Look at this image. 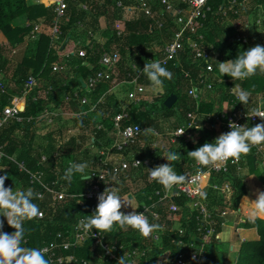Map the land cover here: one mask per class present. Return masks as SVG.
Segmentation results:
<instances>
[{
	"label": "trees",
	"instance_id": "trees-1",
	"mask_svg": "<svg viewBox=\"0 0 264 264\" xmlns=\"http://www.w3.org/2000/svg\"><path fill=\"white\" fill-rule=\"evenodd\" d=\"M45 2L49 4L51 1ZM148 2L155 10L161 9V0H148ZM119 3H123L125 7H133L137 4L135 0H92L90 1V11L85 12L78 4L69 0L66 16L59 21L62 36L60 41H56V43L48 33L40 35L36 40L30 38L36 25L45 24L48 28L53 26L56 17L54 8H46L42 4L31 5L29 0H0V33L8 40V45L0 44V70L5 73L6 88L9 93V95H0V113L4 107L10 105L11 98L22 95L25 85L31 76L37 77L41 86L43 85L45 89L49 87L54 89L46 97L37 98L38 100H34L38 90L27 97L24 101L23 116L25 118L36 120L46 111L54 112L60 109L65 104L66 99L77 89L81 88V97L89 96L90 98V107H87L89 110H91V107L96 106L101 98L106 96L108 100L107 103L97 106L96 110L92 112L93 116L102 111L105 113L107 109L104 105H112V108L106 111V115H108L101 123L106 126L108 132L104 130L94 131L97 142L108 136V145H110L114 139L112 138L114 137V119L118 114L122 113V110L113 105L112 103H116V100L108 96L110 84L102 85L96 93L87 95L84 90V82L90 75L102 70L99 62L105 53L118 49L121 53L123 64L131 63L132 61L136 62V60H139L140 64H146L149 62L150 57L154 55L155 46H161L160 56L165 42H169L175 32L168 20L161 32L157 31L152 35L150 33L151 21L149 19L141 15L137 19L126 20L125 11L118 9ZM250 3L262 6L264 5V0H251ZM208 5L212 8V13L208 21L205 22V28L201 32L205 36L204 42H201V47L209 48L214 53V74L217 75V77H211L214 83V92L221 93L222 102L230 103L236 100L232 93L234 87L250 91L249 105L245 106L239 102L240 107L237 108V111L241 115L251 114V110L255 107H260V101L264 99V74L257 73L243 81H236L227 75L222 77L217 65L219 62L235 59L240 50H247L254 43L250 40L251 46L242 45L235 41V37H226L224 35V23L227 20H239V16L231 11V5L227 0H209ZM240 11L243 16H250V11L244 9ZM224 12H227V16L224 15ZM24 16L28 17L30 25L28 27L15 26L14 23ZM102 20L105 21V28L102 27ZM79 23L83 24V28L79 26ZM116 23L126 31V35L122 38L117 36ZM99 34H101V41L94 38ZM27 40L29 41L32 55H26L18 64H15L9 55L15 47L24 44ZM79 42L81 43L80 48L87 52V57L81 59L76 56L73 58L69 63V67L72 71L75 66L78 68L70 78H64L62 74L55 73L54 65L60 63L62 58L68 53L77 50ZM61 47L62 49H60ZM181 62V68L171 67L169 70L172 73V78L170 83H167L166 94L159 96L152 103L144 101L139 107L134 108L129 114V120L124 122L123 127L139 124L149 129L153 127L159 129L157 120L160 117L170 120L178 116L177 126H174V129H178L185 124H189L191 121L189 119L190 113L199 112L202 115L214 113L215 102L201 101L197 109L196 102L190 96L193 83H197L200 77L203 74L205 75L209 63H196L192 58L188 44L185 51L181 53ZM84 63H87V65H84ZM184 71L190 73L191 78H186ZM9 72L12 79L10 82L8 81ZM142 82L145 84L150 83L146 77ZM171 95H176L178 102L172 109H168L165 106V101ZM221 113L222 111H219L217 115ZM91 120V122H88L86 117L81 116L72 121V124H74L75 128L81 129L90 128L93 125L94 127L97 126L94 119ZM262 122L264 121L260 120L247 126H255ZM226 123V119L220 122H217L216 119L210 122H198L193 130V141L195 140L196 142L182 141L175 150V152L180 153V158L177 161L170 162L175 171L184 176L189 171H192V167L196 162L187 153L206 142L214 141L218 133H226L228 131ZM35 125L36 121L23 124H18L14 121L0 130V146L6 155L0 161V167L5 168L8 174L11 173L16 180L21 181L24 189L31 187L34 191L39 192L41 188L32 186L30 178L25 174H21L17 165L9 159V157H13L16 161L19 159L25 162L33 172L43 171L45 173V182L53 189L63 191L68 196L80 197L86 195L91 188V180L82 181L78 174L74 176L71 184L63 179L66 168L70 164L77 162L80 151L83 149L79 146L80 140L73 137L60 150L52 147V150L46 152L47 161L43 163V154L40 153V150H35L33 145L36 134ZM147 140V135L144 134L142 141ZM261 149L264 150V145L252 146L251 151L241 157L243 158V165L247 166L253 175H258L255 178L264 186V173L260 168L261 159L264 158ZM137 150L141 152V158L145 160L151 155L152 148L150 146L142 148L136 145L132 151L135 152ZM97 160L94 161V164H96ZM238 169L237 167L231 168V173L228 176L233 179L235 209H238L242 199L247 196V186L245 180L238 175ZM2 174L0 173V175ZM144 182L146 184L145 193L143 195L141 194L142 192H139L138 195L140 201H146L150 204L148 198L153 195L156 189H161V186L158 183L150 184L148 176H145ZM5 186L10 187L9 179L5 181ZM126 193L127 190L124 191V194ZM34 202L39 205L40 210L47 208V204H41L38 199ZM189 203L190 201L187 198L179 197L167 202V204L159 205L157 211L161 215V220L154 223L161 225L157 232H161L163 236L158 243L151 239H146L130 228L127 231L114 229L112 232L104 234H106L107 240L124 245L129 252L138 251L145 254L139 260V264H159L165 254H169L168 257L172 264L180 253L179 243H191L196 241L195 239L198 236V224L195 217L197 213L190 209ZM206 203L209 204L210 210L216 213L217 232L220 234L224 224L222 215L226 211V206L222 198L218 197V193L213 190L209 191ZM97 204L98 202L87 201L84 198L72 199L69 197L55 208H49L48 216L45 220L40 221L33 218L26 221L24 224L26 230L25 246L43 248L52 244L66 242L72 237L71 234L75 232L78 222L86 218L87 215H91L95 211ZM172 205L177 207L178 212L173 213L170 210ZM178 224H181L184 235H181L179 230H177L176 225ZM246 228L256 229L260 240L243 244L238 264H264V220H249L246 223ZM4 231L8 233L15 231L14 228L7 224L6 219ZM96 231V229H93V232ZM214 243L218 244V241ZM212 245L207 248V261L204 264H225L228 253L221 252L219 245L217 247ZM54 253L57 257L62 256L65 259L74 256L77 263L73 264H84V262L98 264V258L102 255V250L97 246L96 240L89 238L77 249H59L55 250ZM46 258L50 260L49 256H46ZM105 264L118 263L105 262Z\"/></svg>",
	"mask_w": 264,
	"mask_h": 264
},
{
	"label": "built area",
	"instance_id": "built-area-1",
	"mask_svg": "<svg viewBox=\"0 0 264 264\" xmlns=\"http://www.w3.org/2000/svg\"><path fill=\"white\" fill-rule=\"evenodd\" d=\"M69 0H59L55 1L49 6L44 5L46 8H54L56 17L54 24L51 28H48L45 24L36 25L33 29L30 38L36 40L40 35L48 33L52 36L53 41H60L62 36L61 26L59 21L66 16L68 10ZM74 3L78 4L81 9L85 12L90 11V1L92 0H72ZM136 5L133 7H125L123 3L118 4V9L125 11V19L127 20V15L135 14L134 16H145L149 21H151L150 33L153 35L157 31L161 32L166 21H170V24L174 28V33L169 42H166L164 49L161 51L159 56V50L157 52L154 49V55L150 57L149 62L158 59L162 61L163 65L170 70L173 68H181V53L185 51L186 45L191 51L192 58L197 63H209L207 66V71L205 75L203 74L197 83H193L192 89L190 91V96L197 103V109L202 100V91H214V83L211 80L212 76L217 77L215 69L213 66L214 53L209 50V48H202L201 42H204L205 36L201 34L202 30L205 28V22L208 21L210 14L212 13V8L209 7V0H161V9L155 10L154 7L148 2V0H135ZM231 5V11L235 15L239 16V20L243 16L240 10H249V5L251 0H227ZM240 8V9H237ZM260 14L256 21V25L259 27L264 26V6L259 8ZM227 16V12H224ZM139 16V17H140ZM79 26L83 28V24L79 23ZM249 26H247L248 28ZM115 30L117 31V36L122 38L126 35V31L123 30L118 23L115 24ZM92 37L93 35L89 33ZM250 36L241 34L237 35L236 40L242 45L250 46ZM96 39V36L94 37ZM99 41V40H98ZM81 43H78L79 48L75 51L68 53L62 58L60 63L54 65L55 73H62L64 69H68V64L75 58L83 59L87 57V52L80 48ZM63 47V45H62ZM62 47L60 49H62ZM17 51L14 50V54ZM128 64V63H127ZM87 65V63H84ZM99 65L102 70L90 75L89 78L84 82V90L87 95H92L96 93L99 87L105 84H110L112 88L120 85V77L122 74L123 59L121 53L118 49L112 52L105 53ZM143 69L145 64H138L136 62L130 63L125 68V83H131L135 85V91L132 92L129 97L131 105L122 109V113L118 114L113 122L114 129V139L113 142L105 149L100 151L96 165L89 169V174H92L89 178L91 180V188L89 192L84 196H68L65 192L55 190L49 184L45 182V173L43 171H31L24 162L16 161L13 157L9 159L14 162L20 173L25 174L30 178V184L32 186H38L41 188L38 193H40L39 202L41 204H47V208L41 209L43 213L42 216L36 217L37 220H45L48 216L49 208H55L62 201L67 198L79 199L84 198V200L98 202V196L103 193L107 188L113 187L116 189L124 199H131L137 209V212H144L148 215L151 222H158L161 220V215L157 211L160 204H167L169 201H173L175 198L185 197L190 203L189 207L191 210L197 213V232L198 236L191 243L180 242L179 248L180 253L176 257V261L172 264H204L207 261V248L212 245V243L218 239L217 232V221L216 213L211 211L209 204L206 200L209 195V191L213 190L218 193V195L230 194L231 189L228 182L223 181L222 178L228 177L231 173V168L237 167L239 169L243 168V158L241 157L239 161L233 163L231 160L217 164L216 166H210L208 168H202L196 163L192 167V171H189L185 177V181L174 186L172 189L165 190L162 185L161 189H156L152 196H150L148 204L146 201H140L137 196L139 192H134L132 194H124V190L127 186H131L129 183L140 184L143 176H148V169H154L159 166V163L152 158L142 159L139 156H134L132 149L136 145L142 144V136L148 134L154 137H164L160 134L155 133L152 128L143 127V125L132 124L128 127H123L125 121L129 120V114L134 109L139 107L144 101V97L148 93V88L140 84V81L145 78L142 71L138 73V69ZM78 67L75 66L74 70ZM186 78H191L190 73L185 72ZM7 82H5V73L0 70V95H6L8 89L6 88ZM211 85V87H209ZM54 88H47L40 84V80L31 76L25 85V90L21 96L11 98L10 105L4 107L3 111L0 113V130L9 126L14 121L18 124H23L25 122L32 123L35 121L33 118H25L24 114V101L27 97L31 96L36 90H40L36 95L34 100L37 98L46 97L49 95ZM81 88L77 89L72 96L66 99L67 102L71 103L79 102L83 107H90V98L85 96L81 97ZM233 93V92H232ZM234 95V94H233ZM104 104V98L98 101V104L91 107V111L94 112L97 106ZM229 110L222 112L220 115L217 113L212 114H200L199 112L190 113L189 119L191 120L188 125H183L185 132L175 137L174 132L169 134L171 146L180 145L182 141H193V130L198 122L201 121H212L214 119L217 122L226 119L227 130L231 131L229 127V122H234L238 125H248L250 123H256L261 120L260 117H249L248 115H241L237 110L240 107V103L234 100L230 103ZM260 107L264 108V99L260 101ZM55 114L46 111L42 116L36 119V121L47 120L52 122L54 120ZM192 127V128H188ZM188 128V129H187ZM103 130V126L98 128ZM227 131V132H228ZM96 135V134H95ZM93 136V140L95 139ZM6 155L3 152V148L0 146V161H2ZM47 158L43 157L42 162L46 163ZM95 173V174H93ZM115 177V179H113ZM150 184L157 183L155 180L150 181ZM129 184V185H128ZM132 184V185H133ZM130 188V187H129ZM147 210V212H146ZM170 210L173 213L178 212L176 206L172 205ZM121 211L130 212L131 207L121 208ZM177 229L184 235L181 224ZM72 237L62 244H52L51 246L43 247L46 249V256L50 257L51 263L58 264H73L77 263L74 256L64 258L62 256L57 257L55 255V250L65 249L70 250L71 248H79L83 243H85L89 238L96 240L97 246L102 250V255L99 256L98 264H105L111 262H117L126 253L130 264H139V260L145 255L138 251L129 252L124 245L117 242H112L107 240L106 234L103 236L99 234L98 231L93 232V235H84L82 230L76 227V230ZM163 234L161 232L155 231L150 237L146 239H151L156 243L160 242ZM169 254L163 256V260L160 264H171ZM84 264H92V262H84Z\"/></svg>",
	"mask_w": 264,
	"mask_h": 264
},
{
	"label": "clouds",
	"instance_id": "clouds-1",
	"mask_svg": "<svg viewBox=\"0 0 264 264\" xmlns=\"http://www.w3.org/2000/svg\"><path fill=\"white\" fill-rule=\"evenodd\" d=\"M217 67L222 77L227 75L236 81H243L257 73L264 74V45L257 44L247 50H240L235 59L219 62ZM137 69L138 73L142 71L153 89L162 87L164 81L172 77V73L158 59L146 63L142 70L138 67ZM232 92L238 102L245 106L249 105L250 91L234 87ZM248 116L260 117L264 121V108L255 107ZM229 127L231 131L222 133L214 141L204 143L195 150L189 151L187 155L202 169L229 160L236 163L242 155H247L251 151L252 146L264 145V122L248 127L230 121ZM183 132L185 130L180 128L174 135L176 137ZM162 157L168 162L154 169H148V179L155 180L165 190H169L182 184L186 177L178 174L170 163L177 161L180 153L165 149ZM88 169L87 161L72 163L66 168L63 179L71 184L74 176L78 174L80 179L85 181L92 175L88 173ZM0 173H3L0 175V264H51L46 258V249L28 247L24 244L25 222L43 215L39 205L34 202L39 199L40 193L31 187L25 189L17 188L16 185L14 189L6 187L5 181L9 179V174L3 167H0ZM238 175L243 180L245 177L258 176L253 175L248 169H238ZM130 201V198L124 199L113 187L107 188L98 196L95 211L78 222V229L86 236L89 234L92 236L93 229H96L103 236L104 233H110L114 229L127 231L130 228L145 238L150 237L161 228V225L151 222L144 212H137V207ZM248 201L251 208L249 219H264V191H258L256 199L251 201L248 199ZM122 207H131L132 211L126 213L121 211ZM5 219L7 224L15 229L14 232L4 231ZM118 264H130L126 253L119 259Z\"/></svg>",
	"mask_w": 264,
	"mask_h": 264
},
{
	"label": "crops",
	"instance_id": "crops-1",
	"mask_svg": "<svg viewBox=\"0 0 264 264\" xmlns=\"http://www.w3.org/2000/svg\"><path fill=\"white\" fill-rule=\"evenodd\" d=\"M45 1H50V0H34V1L29 0V3L31 5H34V4L40 5V3H42V4H46L49 6V4H47ZM262 6H264V5H262ZM249 8L250 9L247 11H250V16L253 13H257V15L259 16V14H260L259 8H261V6L253 5V3H250ZM250 16H248V17H250ZM138 17L137 16H132L130 18L127 17V20L137 19ZM240 20L234 21V23L238 24V22ZM14 25L17 27H28L30 25V22L28 20V17L24 16V17L18 19L14 23ZM238 26L242 27L243 30L238 29L237 32H235L233 37H235L236 42H237V40H236L237 35H241V34L242 35L243 34L248 35V33H249L247 30L248 25L243 26L240 23V24H238ZM262 28H264V26H262ZM249 38H250V40H252V43H254V44H252V47H254L257 44L264 45V42L261 43L257 38H253V39H251V37H249ZM101 40H102V38H101ZM26 43H28V44H26ZM0 44L1 45H8V40L6 39V37L2 33H0ZM25 44H26V46L24 47L25 53L22 54V59L26 55H28V53H27L28 50L26 51V49H27V47L30 46L28 40L24 44H22V46H24ZM165 44H166V42H165ZM250 46H251V42H250ZM13 50L18 51L19 48L15 47ZM21 60H19L18 62L14 61V63L18 64ZM136 63L140 64L141 62L139 60H136ZM128 64H130V63H128ZM128 64L127 63L123 64L124 66L122 67V74L120 77L121 83L119 85L120 87H125L128 90L125 89L126 92L123 91V94H121L119 92V89H120L119 86L112 88L109 85V91H108V96H111V97H113V99L116 100V103L114 102L112 104L121 110L126 108L123 106V102H126L124 99H126L127 97L129 99V103L127 105L128 106L131 105L129 95L135 91V85H133L131 83H125L124 82L125 81V68ZM67 68H68L67 69L68 72L70 71V73L72 75L75 70L72 71L71 68L69 67V64H68ZM60 74H62L64 76V78H66V76H67V72H65V73L62 72ZM8 79L12 80L9 77H8ZM144 79L145 78H143L142 80H144ZM10 80H9V82H10ZM142 80L140 81L141 85H144L145 87H147L148 91H149V89H152V86L150 83L145 84L142 82ZM170 81H171V79H170ZM170 81L168 83H170ZM148 82H150V81H148ZM37 92L39 93L40 90H38ZM117 92L119 94H117ZM38 93L36 94L37 96H39ZM71 96H72V94H71ZM122 99L124 100L123 102H122ZM106 100L107 99L105 96L104 101H106ZM201 101L215 102L214 113H217L219 111L226 112L229 110V105H228L229 102L228 103L222 102L221 93L203 90ZM105 103L106 102H104V104ZM196 106H197V103H196ZM104 107L108 110V109L112 108V105L111 106H105L104 105ZM224 109H228V110H224ZM107 110H105L104 114L98 112V113L94 114V116H93V113H92L93 111L89 110L87 107L81 106V104L79 102L72 101L71 103H69V102L65 101V104L60 109L52 112L55 114V117H54L55 121L54 120L52 121L53 124H55L54 126L53 125L51 126L50 123H52V122H49L47 120H42V121H38V120L36 121L35 120L36 121V125H35V133L36 134H35V139L33 140V143H34L33 145H34L35 150H40V153L43 154L42 158L43 157L47 158L46 152L52 150V147H55L56 149L60 150L61 147H63V145L65 143H67L71 138H73V137L77 138L80 140L79 146L83 148L80 151V155L78 156L77 162L87 161L89 163V169H91L93 166L96 165V164H94V161L96 159H98L100 151H102L103 149H105L109 146L108 145L109 144L108 136H106V138L100 140L99 142H97L96 140H93V136L95 135L94 131L99 130L98 129L99 127L103 126V128H104L103 130L108 132L106 126L101 124L103 122L104 118L108 115V114L106 115ZM81 116H83L84 118L86 117L88 122H91L92 121L91 119H94V122H95V124H97V126L94 127V125H93L90 128H85V129H81L78 127L75 128L74 124H72L73 123L72 121H74L76 118H80ZM91 117H93V118H91ZM53 128H54V130H52ZM91 128L93 130V133L91 132ZM174 130H176V129H174ZM221 134H222V132L218 133L217 137ZM106 135H109V134H106ZM112 138H114V137H112ZM95 139H96V135H95ZM136 152H138L139 157L141 158L142 157L141 152H139V150H137ZM18 161L23 162L19 159H18ZM89 169L87 170L88 172H89ZM242 169H248V167L243 165ZM9 174H10L9 175L10 187L14 189L15 185H16L17 188L24 189L23 183L21 181L16 180L11 173H9ZM142 179L144 182L145 176H143L140 180H142ZM244 180H245V183L247 186V196L245 198L246 199L248 198L250 201L255 200L257 193L250 192L252 187L255 189V187H256L255 183L253 184L254 185L253 186L252 185L253 182H252L251 177H245ZM256 180L258 181V179H256ZM224 181L229 183L231 193L218 195V197L220 196V198H222L223 203L226 206V211L222 215V217L224 218V224L222 227V232L219 234L218 239L216 240V241H218V244H215L214 242H216V241H214L212 246L215 247V245H216V247H217L218 245H220L222 243H227L228 244V250H227L226 254L228 253V255H227V260H226L225 264H238V261L241 257V250H242L243 244H245L247 242L259 241L260 237H259V234H258L256 229L246 228V223L249 220H251V219H249L250 210H251L250 202L248 201L245 203H241L240 206L238 207V209H235L233 206L234 196H233V190L231 187L234 185L233 179H231L229 177L228 178L225 177ZM248 182H249V186H250L249 189L250 190L248 189ZM259 183H261V182H259ZM129 184L131 186H127L125 188V190H127L128 193L132 194V193H134V191L131 190L133 183H129ZM261 190L264 191L263 184H262ZM137 192H136V194H137ZM179 227H180L179 224L176 225L177 229ZM163 259L164 258H162L161 260H163Z\"/></svg>",
	"mask_w": 264,
	"mask_h": 264
},
{
	"label": "rangeland",
	"instance_id": "rangeland-1",
	"mask_svg": "<svg viewBox=\"0 0 264 264\" xmlns=\"http://www.w3.org/2000/svg\"><path fill=\"white\" fill-rule=\"evenodd\" d=\"M31 1H34V0H31ZM54 1H56V0H54ZM135 14H129V15H127V17L128 18H130V17H132V16H134ZM257 18H258V15H257V13H253L250 17H248V16H245V17H243L239 22H238V24H242L243 26H245V25H248L249 27L247 28V30H248V35L251 37V39H253V38H257L261 43H263L264 42V28H262V27H259V26H257L256 25V21H257ZM238 24L237 23H234V21H231V20H227L225 23H224V25H223V27L225 28V36L226 37H233L234 36V34H235V32H237V30L238 29H240V30H243V28L242 27H240V26H238ZM102 27L103 28H105L106 27V24H105V21L104 20H102ZM96 39L97 40H101V34H99V35H97L96 36ZM29 42V41H28ZM58 42V41H57ZM56 42V43H57ZM26 44H28V43H26ZM26 44L24 45V46H22V45H20L19 47H17V48H19V50L17 51V53L16 54H14V50L11 52V54L9 55L10 57H11V60H13V62L14 61H16V62H18L19 60H21L22 59V54L23 53H25V46H26ZM29 46V45H28ZM155 49L157 50V52H158V50L160 51L161 50V46L160 45H157V46H155ZM28 50V54L29 55H32V53H30V46L29 47H27V49H26V51ZM12 70V69H11ZM62 72H67V76L66 77H71V73H70V71L68 72V70L67 69H64V71H62ZM10 73V72H9ZM10 75H11V73L9 74V78H10ZM10 80V79H9ZM8 80V81H9ZM11 81V80H10ZM170 81V79H166L165 81H164V84L162 85V87H160V88H158V89H149V91H148V93H147V95L144 97V99H145V102H149V103H152L154 100H156L159 96H164L165 94H166V87L168 86V82ZM119 83H121V81L119 82ZM11 84H12V82H11ZM122 86V85H121ZM120 87V86H119ZM127 87V86H126ZM125 87H120V89H119V92L121 93V94H123V91H125L126 92V90H128V89H126ZM117 94H119L118 92H117ZM126 101V102H123V101ZM122 99V102H123V106L124 107H127L128 105V103H129V99H128V97L126 98V99ZM104 102H108V100H106V101H104ZM100 113H103L104 114V112L102 111V112H100ZM54 117V116H53ZM55 121V120H54ZM157 122H158V125H159V129H157V128H155V127H153L152 128V130L155 132V133H157V134H160L161 136H164V137H154V136H150V135H148V134H146L147 135V138H148V140L147 141H144V142H142V144L140 145L142 148H146L147 146L149 147L150 146V148H152V151H151V155L149 156V158H152L153 160H155V161H157L158 163H159V165H162V164H164L165 162H168L167 160H166V158L165 157H162L163 156V153H164V150L165 149H167V150H170V151H175L177 148H178V146L179 145H175V146H171V144H170V137H168V135L169 134H172V132H174V126H177V123H178V116L177 117H173V118H171L170 120H166V119H164L163 117L161 118H159L158 120H157ZM50 125L52 126H54L55 124H53V122L52 123H50ZM52 130H54V128L52 129ZM91 132L93 133V130H92V128H91ZM262 150V149H261ZM262 153H263V157H264V150H262ZM134 154H135V156H139V154H138V152H134ZM262 160V162H261V165H260V168H261V170H262V172L264 173V158H262L261 159ZM251 179H252V185L255 183V186L257 187H255V189L252 187L251 188V190L249 189V182H248V189L250 190V192H252V193H257L258 191H262L261 189H262V184L261 183H259L257 180H256V178L255 177H251ZM146 184H145V182H142V183H140V184H133L132 185V187H131V190H133L134 192H142L141 194H143L144 195V193H145V189H146V186H145ZM234 186V185H233ZM233 186H231L232 187V190H233V196H234V194H235V191H234V187ZM254 186V185H253ZM140 194V195H141ZM137 196H139L138 194H137ZM139 198V197H138ZM140 199V198H139ZM234 199V198H233ZM245 202H248V200L246 199V198H243L242 199V201H241V203H245ZM233 206H234V200H233ZM264 220V219H263ZM219 250L221 251V252H224V253H226L227 252V250H228V244L227 243H222V244H220L219 245ZM159 264H160V262H159Z\"/></svg>",
	"mask_w": 264,
	"mask_h": 264
},
{
	"label": "water",
	"instance_id": "water-1",
	"mask_svg": "<svg viewBox=\"0 0 264 264\" xmlns=\"http://www.w3.org/2000/svg\"><path fill=\"white\" fill-rule=\"evenodd\" d=\"M178 102V97L176 95H171L166 101L165 106L168 109H172Z\"/></svg>",
	"mask_w": 264,
	"mask_h": 264
},
{
	"label": "bare ground",
	"instance_id": "bare-ground-1",
	"mask_svg": "<svg viewBox=\"0 0 264 264\" xmlns=\"http://www.w3.org/2000/svg\"><path fill=\"white\" fill-rule=\"evenodd\" d=\"M50 1H51V2L49 3V5L52 4L53 2H55L54 0H50ZM56 1H59V0H56Z\"/></svg>",
	"mask_w": 264,
	"mask_h": 264
}]
</instances>
